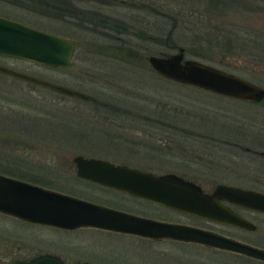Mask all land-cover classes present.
Instances as JSON below:
<instances>
[{"label":"rangeland","instance_id":"1","mask_svg":"<svg viewBox=\"0 0 264 264\" xmlns=\"http://www.w3.org/2000/svg\"><path fill=\"white\" fill-rule=\"evenodd\" d=\"M41 1L0 0V15L72 38L71 65L52 67L4 55H0V64L75 88L89 98L78 99L0 73V155L10 162L15 159L8 155L26 161L22 169L19 164L13 169L14 176L164 219L183 217L155 203L76 180L71 156L92 155L155 173L173 171L205 185L219 181L264 191V183L250 182L243 173L260 171L258 175L264 180V158L229 151L209 139L230 137L244 145H253L246 140H264V97L260 101L241 100L177 82L155 73L145 59L149 53L172 52L181 46L185 57L264 87V0H226L211 16L207 14L209 0H136L145 3L141 8L126 5L130 0H68L86 11L102 13L109 24L122 21L126 26L122 31L107 27L94 16L81 19L53 14V7L47 5L50 3L43 5ZM149 5L161 13L148 9ZM247 21L256 25L240 24ZM201 22L207 29L201 28ZM220 22L239 23L231 26ZM214 27L219 32L209 31ZM110 32L118 38L108 36ZM166 35L174 47L158 42ZM229 36L236 44L232 51H225L241 61L222 49ZM130 51L135 55H128ZM133 113L170 119L175 128L167 131L154 122L133 119ZM132 137L138 140L130 142ZM240 212L250 217V213ZM259 219V231L249 237L264 244V220ZM212 227L248 239L245 231L220 224ZM42 252L57 254L67 263L264 264L196 243L150 241L93 227L62 229L0 213V264L11 257Z\"/></svg>","mask_w":264,"mask_h":264},{"label":"water","instance_id":"2","mask_svg":"<svg viewBox=\"0 0 264 264\" xmlns=\"http://www.w3.org/2000/svg\"><path fill=\"white\" fill-rule=\"evenodd\" d=\"M72 38L58 35L0 15V55L52 67H69ZM177 46L172 52L149 53L146 65L158 75L233 98L260 101L264 87L230 71L185 57ZM0 73L75 97L88 94L75 88L0 64ZM264 155V152H260ZM77 176L133 196L204 218L241 227L251 223L222 205L218 199L264 211V192L218 183L211 193L173 172L154 173L105 158L76 153L71 156ZM0 213L31 223L62 229L94 227L152 239H172L231 251L264 261V249L200 227L170 222L114 208L83 197L0 173ZM5 264H64L56 254L38 253ZM74 264H98L78 260Z\"/></svg>","mask_w":264,"mask_h":264},{"label":"flooded vegetation","instance_id":"3","mask_svg":"<svg viewBox=\"0 0 264 264\" xmlns=\"http://www.w3.org/2000/svg\"><path fill=\"white\" fill-rule=\"evenodd\" d=\"M44 0H42V2H40V3H42V4H44V2H43ZM53 2V1H52ZM201 12H199V14H200ZM217 17H215V19H216ZM218 22V21H217ZM202 23V24H201ZM200 23V25L201 26H203V27H201V28H203V30H205V29H207V28H204L206 25H205V23L204 22H201ZM215 23H216V21H215ZM237 23H239V22H236V24H235V22H234V24H233V22H220V24L221 25H237ZM241 25H247V26H249V27H253V26H255L256 25V23H253V22H251V21H247V22H241L240 23ZM239 24V25H240ZM214 26H215V24H214ZM109 27H111L112 29H115L116 31L117 30H119V31H122L121 30V28H119L118 26H116L115 25V23H114V21L110 24V26ZM198 27V26H197ZM245 27V26H244ZM263 28H264V22H263V26H262ZM192 29V28H191ZM209 29H213V30H217V28L216 27H214V28H209ZM217 32H219V31H217ZM194 34V33H193ZM108 36H110L111 38L112 37H116L115 35H113L112 34V32H110V34L108 35ZM116 38H118V37H116ZM116 38H113V39H116ZM231 37L229 36L228 38H226V40L227 41H224V44H223V46H222V49H224V53H229V54H231L232 56H231V58H233V59H237V60H239V61H241V59H238V58H236L235 56H234V54L233 53H231V52H228V51H225L226 49H228L229 48V50L230 51H232L233 50V48H231V47H233V46H235V44H236V42H234V44H233V42L231 41ZM233 44V45H232ZM121 47H122V45H120ZM190 51H192V50H190ZM218 52H221V50L220 51H218ZM116 55L119 57V56H122L123 57V55L120 53H116ZM87 98H89V96H87ZM87 98H85V99H87ZM121 109V108H120ZM123 112H124V110L123 109H121ZM133 115L136 117H133V119H138V120H143V121H149L150 123H152V122H154V124L155 125H160V126H163L164 128H165V130H169V128H175L174 126H172L173 124H172V122H171V120L170 119H166V118H157V117H152V116H150V117H147L146 115L145 116H143L142 114H139V113H133ZM119 125V124H118ZM176 129H178V128H176ZM136 135H139L138 133H135ZM186 135H188V134H186ZM137 138V137H136ZM136 138H128V140L130 141V142H136L138 139H136ZM212 138V139H211ZM230 137H226V138H215V137H210L209 139H211V140H213V141H215V142H218L219 144H221L222 145V147L223 148H227L229 151H233V152H235V151H240V152H242V153H245V154H251V155H255V156H258V157H262V158H264V155L263 154H261L260 152H264V140L263 139H260V138H258L257 139V141L256 142H252V141H249V140H246V141H248V143H251V144H253V145H244V144H240V141H238V140H233V139H229ZM203 143H204V141H202ZM4 153H8V152H6V151H4ZM187 153V152H186ZM0 154H2L1 152H0ZM8 155V154H7ZM4 156V155H3ZM3 156H1L0 155V173H2V174H5V175H8V176H12V177H15V178H18V179H22L20 176H14V175H17V173H16V171L15 170H13V169H17L18 168V164H19V167L22 169L23 167L22 166H25V164H26V161H23V160H19V159H17V158H19V157H16V156H10V155H8V157H10V158H14L15 160L14 161H8V160H4V158H3ZM88 156H92V155H88ZM96 157V156H95ZM102 158V157H101ZM105 159H107V158H105ZM109 160V159H108ZM110 161H112V160H110ZM114 162V161H113ZM71 163L73 164V162L71 161ZM115 163H123V162H115ZM3 164V165H2ZM124 164H126V163H124ZM11 165V166H10ZM126 165H128V164H126ZM129 166H131V165H129ZM131 167H135V166H131ZM69 168H71L70 166H69ZM135 168H138V167H135ZM138 169H142V168H138ZM142 170H144V169H142ZM147 171H150V170H147ZM73 172H74V175L75 176H73V177H75V179L76 180H81V181H83V182H85V183H88V184H95V185H98V186H101V187H104V188H107V189H112V190H114V191H117V192H121V193H124V194H126V195H128V196H131V197H135V198H139V199H142V200H144V201H147V202H152V201H149V200H146V199H143V198H140V197H138V196H133V195H131V194H129V193H126V192H123V191H120V190H116V189H113V188H110V187H106V186H103V185H101V184H98V183H96V182H92V181H90V180H86V179H84V178H82V177H79V176H77L76 175V173H75V168H74V164H73ZM152 172V171H151ZM165 172H173V171H165ZM260 171H254V172H243V173H245V175H247V176H245V179H247V180H249L250 182H255V184H257V183H264L263 181V178L262 177H260V175H258V173H259ZM155 173V172H154ZM159 173H162V172H159ZM173 173H176V172H173ZM261 173V172H260ZM176 174H178V173H176ZM178 175H180V176H182L183 178H186V179H190V180H192L193 182H195L196 184H198L199 186H200V189H201V191H203V192H206V193H211L212 192V190H213V188H214V186L216 185V184H218V183H223V184H229V185H234V186H238V187H240V188H244V189H253V190H258V189H255V188H253V187H242V186H240V185H238V184H234V183H226V182H219V181H217V182H214V183H212L211 185H205V184H203L202 182H200L199 180H196V179H192V178H188V177H185V176H183V175H181V174H178ZM22 180H24V179H22ZM25 181H28V180H25ZM29 182H32V183H36V182H34L33 180L31 181V179L29 180ZM257 182V183H256ZM50 183H52V182H50ZM36 184H38V183H36ZM253 184V183H252ZM40 185V184H39ZM259 191H261V190H259ZM262 192H264V191H262ZM218 201L222 204V205H224L225 207H227V208H229L230 210H232L233 212H235L237 215H239L240 217H242V218H244V219H246L248 222H250L251 223V226H249V227H241V226H237V225H234V224H231V223H227V222H223V221H217V220H212V219H208V218H204V217H201V216H198V215H195V214H192V213H188V212H184V211H181V210H176V209H173V208H170V207H167V206H164V205H161V204H158V203H155V202H152V203H155V204H157V205H160V206H162V207H164V208H166L168 211H170V212H174L175 214H179V215H181L183 218L182 219H164V218H156V219H162V220H165V221H170V222H179V223H184V224H188V225H192V226H196V227H200V228H203V229H207V230H210V231H214V232H217V233H221V234H224V235H226V236H230V237H233V238H236V237H234L233 235H231V234H228L227 232H223V231H220L219 229H217V228H215V227H212L214 224H220V225H224V226H228V227H232V228H236V229H239V230H242V231H245L246 233H248V236H247V238L248 239H246V240H242V239H239V238H236V239H238V240H240V241H243V242H246V243H248V244H251V245H254V246H258V247H261V248H263L264 249V246H262V245H264L262 242H260V241H257V240H255V239H253V238H251V237H249V234H253V233H256L257 231H259V229H260V219H259V217L261 216L262 218H263V220H264V211H261V210H256V209H253V208H250V207H246V206H242V205H239V204H236V203H233V202H230V201H228L227 199H225V198H219L218 199ZM109 206V205H108ZM111 207H113V206H111ZM114 208H117V207H114ZM118 209H120V208H118ZM122 210H124V209H122ZM240 210H243V211H246V212H248V213H250V217L249 216H245L244 214H242L241 212H240ZM127 211V210H126ZM207 223V224H206ZM213 224V225H209V224ZM124 234H126V235H129L128 233H124ZM130 235H133V234H130ZM134 236H137L138 238H143V239H147V240H155L156 241V239H152V238H147V237H142V236H138V235H134ZM158 240H163V239H158ZM169 240H172V239H169ZM207 247V246H206ZM220 250H222V249H220ZM225 251H227V250H225ZM231 252V251H230ZM49 253H51V252H49ZM234 253V252H233ZM54 254V253H53ZM238 254V253H237ZM36 255V254H35ZM57 255V254H56ZM240 255H242V254H240ZM31 256H34V255H31ZM31 256H29V257H31ZM57 256H59V255H57ZM245 256V255H244ZM62 260H63V262H64V264H74L75 262H73V263H67L66 262V260L64 259V258H62L61 256H59ZM248 257V256H247ZM12 258V257H11ZM19 258V257H18ZM26 258H28V257H26ZM252 258V257H251ZM21 259H25V258H21ZM255 259V258H254ZM257 260H259V259H257ZM89 261V260H88ZM260 261H263V260H260ZM7 262V261H6ZM5 262V263H6ZM93 262V261H92ZM4 263V264H5ZM96 263V262H95ZM99 264V263H98Z\"/></svg>","mask_w":264,"mask_h":264},{"label":"trees","instance_id":"4","mask_svg":"<svg viewBox=\"0 0 264 264\" xmlns=\"http://www.w3.org/2000/svg\"><path fill=\"white\" fill-rule=\"evenodd\" d=\"M44 1L45 2H49L50 4H47ZM44 1H43L44 4H47L48 6L51 5V7H53L52 10L55 12L53 14L58 13L60 16L63 15V14H66V15L71 16V17L77 16L78 18H81V19L86 17V15L94 16V17H96L98 22H100L102 24H105L107 27L110 26V24L107 23V21H109V18H107L106 16H103V14L99 13L98 11H94V10L90 11V12L86 11L84 9H81V8L77 7L75 4L69 2L68 0H52L53 2L50 1V0H44ZM226 3H227L226 0L225 1L222 0V2H221V0H209V5L211 7L208 6L210 9L208 8L209 12H207V14L210 15V16L213 15L212 12L217 11V8H219V7H216V6L224 5ZM126 5H131V6L136 7V8H141V6H145V3H139L136 0H132V1L130 0L129 2H127ZM147 8L150 9V10H153V11H155L157 13L158 12L161 13V9H158V8L156 9V7L154 5L153 6L149 5ZM89 16H87V17H89ZM208 19H210V18H208ZM114 23H115L116 26L121 28V30H126V26L124 25V23L122 21H116V22L114 21ZM170 25L171 26L174 25L173 20H172ZM209 31L210 32L211 31H214V32L216 31L215 33H217V30H213V29L212 30L210 29ZM140 34H141V32H140ZM194 36H195V33H194ZM160 41H164V43L168 42V46L169 47H174L175 46L174 43L172 42L173 40L171 39V37L169 35H166V37L164 39L158 38V42H160ZM117 50H119V51L122 50V48H121V46L119 44L117 46ZM128 55H135V51L128 52Z\"/></svg>","mask_w":264,"mask_h":264}]
</instances>
